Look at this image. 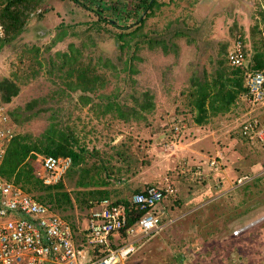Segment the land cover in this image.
<instances>
[{
	"label": "rangeland",
	"instance_id": "rangeland-1",
	"mask_svg": "<svg viewBox=\"0 0 264 264\" xmlns=\"http://www.w3.org/2000/svg\"><path fill=\"white\" fill-rule=\"evenodd\" d=\"M133 1L103 0L106 8L120 3L129 7ZM159 1V7L143 14L142 28L132 36L137 24L126 26L132 20L113 25L98 21L92 10L73 0H39L25 29L0 47V79L10 77L19 85L9 102L2 101L0 94V103H6L9 112L18 108L21 118L29 115L16 123V134L36 136L50 122L61 120L81 145L110 155L109 164L120 167L119 177L129 176L142 159L160 152L159 141L154 149L147 146L155 136L152 131L186 144L185 148L178 145L180 158L174 168L167 167L174 174L176 194L158 205L164 210L163 228L149 238L136 240L127 264H264V144H252L239 135L245 118L255 116L264 121V103L248 105L238 98L228 112L209 114L202 124H196L193 117L197 112L192 110L189 96L191 74L203 66L210 71L213 50L223 46L229 49L240 37L251 54L259 41L257 27L264 16V0ZM187 27L195 28L191 40L183 34L175 35ZM118 33H127L128 43L117 39ZM163 33L174 34L176 51H164L154 43L157 34ZM71 44L79 60H91L93 71L104 80V86L90 94L94 102L100 93L115 92L124 109L131 111L147 92L153 107L142 110L143 116L131 114L124 120L111 112L96 114L92 101L77 102L79 92L69 91L65 73L59 69L61 53ZM33 99L38 101L26 109ZM124 141L120 147L128 149L127 161L114 153ZM192 148H197L201 156L192 153ZM184 159L187 166L203 168V181L194 184L181 177L177 164ZM211 159L216 161L214 167L209 165ZM95 161L98 157L90 156L84 165L93 166L92 174L97 176V165H92ZM146 173L151 177L153 171L149 168ZM244 174L251 178L237 182ZM76 178L71 169L63 177V189L74 205L61 213L75 227H81L86 223L87 203L78 202V189L85 188H78ZM117 178L114 175L104 187L109 197L120 200L134 190L123 183L118 187L114 183ZM29 192L37 197L46 193L39 188Z\"/></svg>",
	"mask_w": 264,
	"mask_h": 264
},
{
	"label": "trees",
	"instance_id": "trees-1",
	"mask_svg": "<svg viewBox=\"0 0 264 264\" xmlns=\"http://www.w3.org/2000/svg\"><path fill=\"white\" fill-rule=\"evenodd\" d=\"M73 1L92 10L98 16V21L104 20L110 24L117 25L119 21L128 22L132 20L126 25L129 26L131 23L137 24L133 29L134 31H131V34H133L132 36H137L141 30L145 19L143 14L152 12L153 7L160 6L159 0H134L129 7L126 3H120L119 5H112L107 8L103 0ZM38 2L39 0H0V24L3 28V35L0 36V47L6 41L16 38L25 29L27 20L30 14L37 8ZM106 9L109 10V14L105 13ZM193 29L195 28L187 27L184 30L177 29L178 31L175 32V35L183 34L187 36L188 40H191V32ZM125 34L118 33L115 37L120 40L122 38L125 43H128L129 39ZM62 36L61 34L58 38L61 39ZM172 36L168 35V33L157 34L153 41L155 44L160 45L164 51H167L169 48L176 51L178 46L176 42L173 41ZM258 40L259 41L255 42L253 45L251 54L248 53L245 43L242 42L244 44L249 68L264 69V45L259 37V33ZM228 50L229 49H226L225 46L219 51L213 50L210 53V71L203 66L202 69L193 72L190 76L189 96L191 97L190 104L192 105V110H196L197 112L193 117V121L196 124H202L209 114L228 112L240 95L246 90L244 84L245 70L228 63ZM61 57L62 62L59 64V69L63 70L65 73V85L68 87L69 91L79 92L77 102L89 104L92 101L93 107L91 108L94 109L96 114L99 112L102 114L111 112L113 115L116 114L120 118L128 120L131 114L135 117L143 116V114H141L142 110L153 107L154 104L152 100L147 98L149 97L147 92L143 93V100L138 102L137 108L131 107V111H126L124 109L125 105H122L117 99L118 93L115 92L100 93L99 100L94 102L90 94H93L98 86L102 88L104 86V80L93 71L91 60H79V55L74 51L72 44L68 51H63L61 53ZM64 67L66 68L64 69ZM18 91L19 85L15 80L10 77H2L0 79V94L2 101L9 102ZM36 101H38V99H33V101L28 102L25 108L30 110ZM9 114L15 121H13L14 128H16L17 122L29 118V115H24L21 118L18 108L10 110ZM50 118H54V114H51ZM120 144H125V142L119 143L115 147L116 150L114 153L124 161H127L130 159L128 149H122ZM127 148H130V145H128ZM38 153L52 155L63 154L72 158V165L69 169L73 170L74 175L77 177L75 184L78 185V188H85L83 190L78 189L79 196L77 199L80 204L82 202L88 203V200L91 198L107 197L108 191L104 186L108 184L110 178L115 175L118 177L117 179H121L118 175L120 167L115 166V169L113 163L109 164L112 158L110 155H105V153L101 155L97 149H89L87 146L81 145L74 132L68 125L63 126L61 120L58 122H50L49 125L36 136L28 133L16 134L7 148L6 156L0 168L1 173L7 178H14V180L20 183L27 191L35 188L45 190L46 193L38 198L51 203L60 212L74 205L73 198L69 192L63 189L64 183L62 180L53 185H45L41 178L35 174L34 162ZM115 154L114 156H116ZM111 155L113 156V154ZM90 156L98 157V161L92 164L97 165V176L92 174L93 166L87 167L84 165L87 158H90ZM106 157L108 159H106ZM143 161L142 159V162ZM98 167L100 170H98ZM186 174L188 173L186 172ZM69 176H71V174L68 175V177ZM183 178L185 179V177ZM96 184L102 185L98 188L95 187ZM140 214L141 211L131 207L128 212L127 224L133 223L135 218Z\"/></svg>",
	"mask_w": 264,
	"mask_h": 264
},
{
	"label": "built area",
	"instance_id": "built-area-1",
	"mask_svg": "<svg viewBox=\"0 0 264 264\" xmlns=\"http://www.w3.org/2000/svg\"><path fill=\"white\" fill-rule=\"evenodd\" d=\"M257 28L264 45V19L259 21ZM227 60L230 65L245 70L246 90L239 98L248 105L264 103V69L249 68L240 37L229 48ZM15 135L7 105L0 103V168ZM239 135L252 144H264V121L255 116L245 118L240 124ZM36 159L35 174L45 185L63 180L72 165V158L63 154L38 153ZM215 163V159H211L209 165L214 167ZM187 164L185 159L177 164L181 176L186 174L187 167L189 175H184L187 181L194 184L203 181V168ZM250 178V174H244L237 182ZM122 181L116 179L114 183L119 187ZM175 194L176 187L165 183L131 191L122 200L109 196L91 198L86 205L85 225L75 227L51 203L40 200L0 171V264H127L135 251L136 240L149 238L163 228V209L158 205ZM131 207L141 214L133 223L127 224Z\"/></svg>",
	"mask_w": 264,
	"mask_h": 264
},
{
	"label": "crops",
	"instance_id": "crops-1",
	"mask_svg": "<svg viewBox=\"0 0 264 264\" xmlns=\"http://www.w3.org/2000/svg\"><path fill=\"white\" fill-rule=\"evenodd\" d=\"M151 134H153L155 136L148 140L149 145H147V146L153 147L156 145V143L158 144V141H159V143L162 144L159 147L160 152L159 151L156 152L157 153L156 157L155 156L152 158L146 157L148 159H145L142 163H140V165L138 167H136L135 169H132L130 172H128L129 176H127V177L121 176L120 177L121 179H123V181H122L123 186L126 185L129 189L131 188L133 190H137V189H142L145 186L151 185V184H159V185L161 184L162 185L165 183H172V182L174 183V181H173L174 180V176H173L174 174L172 172L169 173L168 168L173 169L175 163L180 158V157H178V155L180 153V152H178V145H182V147H184V146H186V144L184 142L177 143L171 139L170 140L166 139L165 136L161 137L162 134L159 131H152ZM187 143H189V142H187ZM153 149H154V147H153ZM175 150H177V151H175ZM190 150L196 156L201 154L197 148H194V149L192 148ZM150 156H152V155H150ZM164 166H166V167H164ZM149 168H151L153 171V174H151L152 175L151 177L146 173L147 169L149 170ZM224 168H226V167H224ZM163 215H164V210H163Z\"/></svg>",
	"mask_w": 264,
	"mask_h": 264
}]
</instances>
